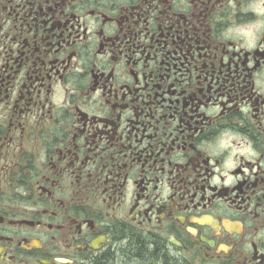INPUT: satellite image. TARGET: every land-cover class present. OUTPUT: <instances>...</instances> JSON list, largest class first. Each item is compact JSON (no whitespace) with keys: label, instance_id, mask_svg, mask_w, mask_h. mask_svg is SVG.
I'll return each mask as SVG.
<instances>
[{"label":"flooded vegetation","instance_id":"flooded-vegetation-1","mask_svg":"<svg viewBox=\"0 0 264 264\" xmlns=\"http://www.w3.org/2000/svg\"><path fill=\"white\" fill-rule=\"evenodd\" d=\"M0 264H264V0H0Z\"/></svg>","mask_w":264,"mask_h":264}]
</instances>
